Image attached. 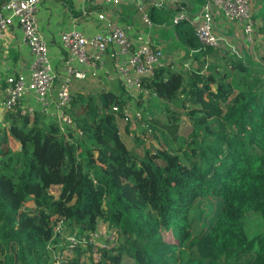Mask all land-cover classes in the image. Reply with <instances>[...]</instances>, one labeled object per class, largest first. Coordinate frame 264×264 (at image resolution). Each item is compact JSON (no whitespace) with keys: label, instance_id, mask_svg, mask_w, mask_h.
<instances>
[{"label":"trees","instance_id":"1","mask_svg":"<svg viewBox=\"0 0 264 264\" xmlns=\"http://www.w3.org/2000/svg\"><path fill=\"white\" fill-rule=\"evenodd\" d=\"M257 1L264 34V0ZM183 39L197 61L220 55L228 67L213 62L205 77L203 63L189 77L181 104L187 137L180 111L150 121L169 136L164 149L138 155L123 142L118 119L131 98L121 84L116 94L74 96L70 113L85 135L78 147L54 121L8 113L0 137V264H56L48 250L56 227L83 236L99 221L116 232L118 246L102 249L97 264H124L125 257L134 264H264V236L249 239L246 231L248 213L264 221V54L259 63L228 58L202 45L193 27ZM254 66L255 78H230ZM167 70L146 80L147 89L158 90ZM206 199L212 213L195 234L194 212ZM85 250L80 245L70 264H84L93 252Z\"/></svg>","mask_w":264,"mask_h":264},{"label":"built area","instance_id":"2","mask_svg":"<svg viewBox=\"0 0 264 264\" xmlns=\"http://www.w3.org/2000/svg\"><path fill=\"white\" fill-rule=\"evenodd\" d=\"M43 1L0 0V43L9 30L19 29L23 37L22 42L32 55L28 75L19 72L7 77L4 107L9 113L17 116L48 117L57 124L60 134L68 144L78 147V140L84 139L85 135L70 113L73 103L71 78L85 79L87 72L93 75L104 72L109 79H113L114 74L111 75L105 68L106 60L112 59L114 78L125 89L126 95L134 100L142 96L147 91L145 81L155 78L159 70L165 69L169 63L168 58L162 47L155 45L142 34L133 38L129 32L130 27L112 21L109 15L129 4L143 13L144 23L152 28L154 23L146 9L148 6L161 7L166 0H58L75 6L78 16L74 21L72 19L73 26L62 31L60 35V45L67 57V77L59 86L56 95L54 89L59 75L54 68L49 45L40 29L38 18ZM217 16L229 24L239 26L246 47L254 53L258 46L260 21L255 18L253 0H204L200 12L191 21L195 35L202 45L222 51V55L230 53L243 60L244 55L240 50L227 44L216 32ZM184 18V14H180L175 17L174 23L177 25ZM78 21H94L99 23L100 27L97 33L87 35L76 28ZM76 63L87 71L78 70ZM134 119L141 120V113H137ZM125 120L130 121L131 116L125 113ZM64 235L67 246L62 253H56L59 241H53ZM98 242H103L99 248L95 247ZM80 245L85 249L92 247L97 264L102 258V249L118 246L117 234L109 230L103 221L98 222L94 232L85 233L83 236L72 233L61 223L55 229V237L49 243L48 250L56 264H70L77 258ZM85 249L83 250L86 251Z\"/></svg>","mask_w":264,"mask_h":264},{"label":"crops","instance_id":"3","mask_svg":"<svg viewBox=\"0 0 264 264\" xmlns=\"http://www.w3.org/2000/svg\"><path fill=\"white\" fill-rule=\"evenodd\" d=\"M203 3L204 0H166L161 7L148 6L147 13L154 23L152 28L145 24L142 19L138 20L132 18V11L129 8H134L135 10V7L129 4L123 6L124 9L122 7L120 10L114 11L113 13L111 12L109 17L112 21L130 27L129 32L133 38L142 34L155 45L162 47L168 61H170L182 55V52L185 50H190L189 52L193 54L197 52L189 46L183 38L189 31H192L191 21L195 19ZM180 14H184L185 18L176 25L174 19ZM77 16L78 13L75 10V6L64 1L44 0L40 6L38 14L40 29L46 37L54 68L59 75L54 89L55 95L59 86L67 77V57L60 45V35L62 31L73 26L74 18ZM257 20L260 21V29L262 27V20L260 18ZM216 26V32L225 39L227 44L236 47V49L238 48L244 55L245 61L248 62V60H250L258 62L256 61L258 49H255L254 53L249 51L242 39V30L239 26L227 23L220 16L216 17ZM99 27L100 24L94 21L92 23L78 21L76 25L78 30L87 35L97 33ZM259 36L260 34H258V41ZM22 41L23 37L21 31L19 29H11L5 34L0 43V132L3 131L2 128L8 125L6 117L9 112L4 107L6 79L19 72L25 75L29 74L32 55L29 48L24 45ZM75 67L78 70L87 71L85 67L77 63ZM105 68L111 72V75L114 74L115 76L112 59L106 60ZM114 76L113 79H109L104 72L97 73L96 75L87 72V77L85 79L72 77L71 92L73 98L78 93L88 95L95 94L100 90L116 94L120 82L117 81ZM131 102L134 103L135 100L131 99ZM40 117L42 120H45L46 123L52 122L46 116L40 115Z\"/></svg>","mask_w":264,"mask_h":264},{"label":"rangeland","instance_id":"4","mask_svg":"<svg viewBox=\"0 0 264 264\" xmlns=\"http://www.w3.org/2000/svg\"><path fill=\"white\" fill-rule=\"evenodd\" d=\"M258 6V1L253 0L255 16H257L256 14L258 13ZM100 8L105 9L104 7ZM201 8L202 7H200L199 10H201ZM129 9L132 11L131 16L133 19H142L143 21V13L138 11L137 8H135V10L134 8ZM260 29L257 33V36L258 34H260V36L257 46L258 48H256L258 49V57H256V61L260 60V58L264 54V34L260 32ZM189 51L190 50H185L182 52V55H180L174 60L169 61L167 67L165 68L168 70L165 73L164 84L157 86L158 90L147 89V91L143 93V96H140L138 99H136L134 103H129L127 109L125 110V113L131 116L130 121L125 120V113L124 118L118 119L121 138L123 142L127 145V147L133 150L134 153L138 155H143L146 149L156 152L159 149L166 148V139L170 142L169 136L167 134L165 135L161 130L154 131L150 126V121L153 119L162 122L166 121V111L168 109L177 110L183 113V131L184 135L187 137L189 134L190 124L188 116L186 115V111L185 109L181 108V104L187 95V82L189 77L192 75V72L198 69L200 67V64L203 63L205 65V70H203L202 75L205 77L209 72V70L207 69L208 66L211 65V63L213 62H216L218 64L217 66H221L219 70H223L224 67H228V62L221 59L220 55L208 56L206 57V59L202 56L200 57V60L197 61L195 59L196 53L193 54ZM230 57H233V55L230 54L228 58ZM257 63H259V61ZM258 71L259 69L255 67L250 71L249 74L232 75L230 76V78L235 79V77H237V81L246 78H255L259 74ZM159 93H163L168 97L160 96ZM137 113H141L142 115V119L139 121L134 119ZM2 135L3 131L0 132V137ZM10 146L12 147V149L17 150L18 143L13 138H10ZM172 146L178 148L177 143L172 142ZM59 191L60 187L56 186L53 188L52 193L57 196L59 194ZM26 207L28 209H33V203H27ZM211 213L212 201L209 199L201 200L198 204L197 209L194 212L195 234H198L202 230L206 229L208 225V216ZM246 221V231L249 239H253L257 236H264V221L260 214L256 212L248 213L246 216ZM103 224L107 226L109 230H111L105 221H103ZM65 232L68 234L70 233L69 231ZM58 239L59 244L56 248V253H62L65 249V246H67V240L65 238V235L59 237ZM101 244H103V242H98L96 243L95 247L99 248V245ZM83 249H85V247H83ZM95 258L96 255L92 253H86L84 254V257H82V262L84 264H95ZM124 264H134V261L129 257H125Z\"/></svg>","mask_w":264,"mask_h":264}]
</instances>
